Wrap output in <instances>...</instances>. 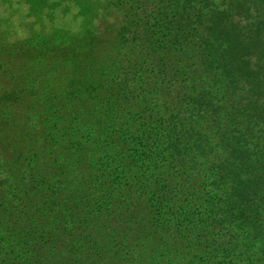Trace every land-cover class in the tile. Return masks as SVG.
I'll return each instance as SVG.
<instances>
[{"label":"trees","instance_id":"obj_1","mask_svg":"<svg viewBox=\"0 0 264 264\" xmlns=\"http://www.w3.org/2000/svg\"><path fill=\"white\" fill-rule=\"evenodd\" d=\"M88 2L0 46V264H264V0Z\"/></svg>","mask_w":264,"mask_h":264},{"label":"rangeland","instance_id":"obj_2","mask_svg":"<svg viewBox=\"0 0 264 264\" xmlns=\"http://www.w3.org/2000/svg\"><path fill=\"white\" fill-rule=\"evenodd\" d=\"M88 0H0V46L20 42L30 35L78 33L104 27ZM7 177L0 167V179Z\"/></svg>","mask_w":264,"mask_h":264}]
</instances>
